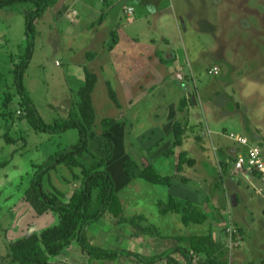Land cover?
<instances>
[{
  "label": "rangeland",
  "instance_id": "rangeland-1",
  "mask_svg": "<svg viewBox=\"0 0 264 264\" xmlns=\"http://www.w3.org/2000/svg\"><path fill=\"white\" fill-rule=\"evenodd\" d=\"M65 1L67 3H64L63 7L59 5L56 9L52 8L50 11L47 9L35 23L33 54L24 77L25 88L46 123L65 117L68 108L77 101V95L70 92L73 89L77 90L84 81L81 68L83 65L74 61L81 62L83 59L81 54L91 50L98 53L95 60L103 63L101 61L104 59V49L99 46L104 39H101L99 45L97 39L91 43L86 41L89 34L94 36L97 30L102 35L109 27V22L104 18V22L94 25L87 33L86 30L81 29L82 24L75 21L73 10L77 8V1ZM178 1L184 11L189 12L190 9L195 11L190 12L189 17L192 21L188 25L187 32L183 30L184 24L180 20V13L178 12L176 16L173 14L175 0H160L161 8L166 9L161 16L170 19L169 22L164 21L163 27L160 25L159 17L148 11L150 4L135 2L137 7L133 17L142 15L143 18L129 24L126 29L128 33L152 34L156 39L158 35L168 34L171 45L179 46L181 50H183L182 44L185 45L200 77L193 84L190 83V86L181 84L178 87L182 94L187 92V97H183L181 101L178 100L180 95L171 100H162L168 92L164 93L163 97H159L161 93L156 90L150 92L151 88L148 92L149 99H142V105H139L141 102L133 103V107L135 106L133 109H139L138 116L133 121L136 129L133 128L134 126L130 128L128 123L111 127L115 147L112 158L106 163V168L114 180L116 193L122 203L120 213L122 216L148 212L154 205L162 207L155 200L161 199L160 201L165 202L166 193L170 190L164 185L153 184L139 178L129 180L122 168L123 161L128 157L137 160L141 165L151 162L154 170L161 175L184 172V176L196 180L199 185L193 190H197L195 200L199 206L205 202V190L212 196V201H218L220 190L227 184L226 175L229 174L230 177L234 175L231 169L232 162L229 159L234 151L229 153L228 150L231 147L236 149L238 143L229 137V134L245 136L251 143L264 148V125H262L264 124V0ZM31 6L29 2H19L0 8V91L5 86H10L14 90L9 58L16 59L24 51V13ZM117 8L121 20L126 22L128 20L126 16L131 15L126 11L127 6L122 11L124 2H121L112 9L117 10ZM99 15L100 13L94 20ZM180 36H183L181 38L183 42ZM66 44L75 51H68ZM210 52L213 59L217 56L214 55L216 52L220 56L222 54L227 56V60L217 57L220 68L213 65L218 68L217 74L208 72L212 66L203 67L211 58ZM204 53H208V56L205 57ZM96 61L87 58L86 65L98 77L94 92L95 122L98 129L100 119L112 116L116 108L109 100L104 80L99 77L101 71L97 70L99 66L95 67ZM180 76L179 79H183L182 73ZM104 79L106 80V76ZM114 88L117 92V88ZM143 93L141 88L135 99L141 98ZM156 95L159 99L153 97ZM69 100L73 102L70 103ZM164 102L169 106L161 108V103ZM17 105L14 97L8 109L14 110ZM178 105L180 108H177ZM169 108L170 111L172 108L174 110L166 114L170 113L173 121L177 120L185 125L182 142L176 146L172 145V134H168L169 125L160 126L154 134H148L149 125L154 123L151 122L150 114L154 112L162 114L163 110L167 111ZM259 115L262 119H259ZM138 128L143 131H136ZM128 129L129 135L126 134ZM5 132L12 141L5 140L3 136ZM157 138L158 140L161 138V145L152 148L151 154L148 155L146 147ZM77 140L76 128H68L62 132L37 131L31 127L26 118L20 119L15 115L14 117L12 115V118H0V162L5 161V165L0 167V264L8 262L10 240L55 222L56 218L50 211L38 214L32 204L24 199V192L30 186L39 164L44 163L49 155L76 143ZM126 140H129L130 146L127 145ZM181 151L185 152V159L180 169H177ZM222 158L228 160L225 166L220 163ZM73 171L78 172V169ZM72 173L62 164L58 165L56 169L45 174L43 186L52 192L56 188L67 197L78 184L72 178ZM237 177L241 184L238 189L248 196L239 201L236 208L231 207L229 212L227 207L224 208L225 211L218 209L210 211L207 213L208 218L201 224L192 225V222L184 224L180 218L181 233L184 236L188 235L192 232L191 228L196 229L194 232L198 230L204 232L210 220L212 227L216 229L213 231L210 228V231L217 242L215 248L207 246L210 256L219 257L222 261L220 264H264V183L246 173H239ZM215 182H220L222 185L216 186ZM202 184L205 186L204 189L199 188ZM176 186H182V182ZM186 188L187 186L178 190L173 188L170 191L184 196L188 195ZM193 193L194 191H191V194ZM200 209L203 212L208 211L201 207ZM178 216L174 214V218ZM118 218L119 216L114 217L109 212L105 213L90 225L87 230V240L92 245L104 248L134 250L143 257L156 251L153 248L154 240L158 238H151L150 247L144 242L147 236L152 234L156 236L153 228H147L149 225L142 224L138 216L131 222L119 221ZM236 218L241 220L236 223L243 228L242 234L233 222ZM229 221L232 222V225H229L237 230V233L231 235L232 241L229 240V233L226 232ZM166 239L172 241V238ZM218 242L221 246H218ZM166 245L167 243L163 247ZM172 256L180 257V254L173 252L170 257ZM180 260L182 263L181 257ZM136 261L140 262L134 255H123L115 259L90 257L74 240L64 251L49 257L48 264H135ZM153 264L159 263L155 261Z\"/></svg>",
  "mask_w": 264,
  "mask_h": 264
},
{
  "label": "trees",
  "instance_id": "trees-1",
  "mask_svg": "<svg viewBox=\"0 0 264 264\" xmlns=\"http://www.w3.org/2000/svg\"><path fill=\"white\" fill-rule=\"evenodd\" d=\"M19 2H29L32 6L28 7L24 13V51L16 59L9 58L14 90L10 86H5L0 91V118H12V115L20 119L26 118L31 127L37 131L62 132L68 128H76L78 140L76 143L49 155L44 163L38 165L30 186L24 192V199L32 204L38 214L50 211L56 220L45 228L10 240L7 264H48L49 257L64 251L74 240L82 251L90 257L99 259H115L123 255H134L140 262L153 263L163 259L169 261L170 255L177 252L183 257L185 264H220L222 261L219 257L208 254L207 246L209 248L217 246L216 240L210 234L191 236L189 247L174 245L158 254L145 257L130 249L104 248L92 245L87 240L86 235L90 225L107 212L114 217L119 216V221L130 220L131 222L134 220V217L127 220L120 214L122 203L116 193L114 180L106 168L107 161L113 156L115 146L110 129L114 124L120 126L122 120L105 116L100 119L97 129L91 96L96 82V74L86 67H84V81L76 90L77 101L68 108L65 117L55 119L52 123H46L42 119L25 88L24 77L33 54L36 36L35 23L48 8L55 7L58 0H0V8ZM103 20L104 12L102 11L91 25L100 24ZM110 37L109 47L111 48L117 42L114 30L110 31ZM107 91L112 102L120 108L121 104L110 82H107ZM14 97H16L18 105L14 110H9L8 106L13 102ZM171 126L172 145H180L185 125L179 121H173ZM3 136L7 142L12 141L7 132ZM178 157L176 166L177 169H180L181 163L185 159V152L181 151ZM229 159L231 162L233 161L232 156H229ZM227 161L226 158H222L220 163L225 166ZM61 164L73 172L72 178L78 183L67 197L56 188L52 192L43 186L45 174ZM3 165H5V161L0 162V167ZM122 168L129 180L139 178L153 184L166 186H171L173 181H180L195 187L199 185L196 180L179 172L161 175L154 170L151 162L141 165L131 157L123 161ZM74 169H78V172H74ZM218 184L219 182H216L215 185ZM157 203L162 205L159 209L163 213L178 212L184 224L191 222L200 224L206 217L197 204L188 199L178 198L171 193L168 194L165 202L158 200ZM218 244L221 246V243L218 242ZM203 254L205 255L203 256Z\"/></svg>",
  "mask_w": 264,
  "mask_h": 264
},
{
  "label": "crops",
  "instance_id": "crops-1",
  "mask_svg": "<svg viewBox=\"0 0 264 264\" xmlns=\"http://www.w3.org/2000/svg\"><path fill=\"white\" fill-rule=\"evenodd\" d=\"M76 1H77L76 2L77 8L73 10L74 15L76 16L75 21H77V23H81L82 27H83L81 29L86 30L87 33H89L91 31L92 27H94L91 25V23L94 20V18L97 16L98 13H101L103 11L104 12V18H106V21L109 22L108 29L106 31H104V33L102 35L99 31L97 32V30H96L95 35L93 36V35L89 34V37L87 38V41H86L87 43H91L93 40L97 39L98 45H99V42L101 41V39H104L103 43L99 46L101 49L102 48L104 49V50L102 49L104 59L101 61L103 63H99V61H96L97 57H98V53L93 52L91 50H88L87 52H85V54H84V52L81 54V57L83 58V59H81L82 60L81 62H78L77 60L74 61V59H72V61H74V63L75 62L82 63L81 65H83V66L81 68H82L83 79H84V67H86L88 70L94 72L92 69L88 68V66L86 65L87 64V58L91 59V61H96L95 67L99 66V69H97V70H98V72L101 71V74L99 77H101L104 80V83L106 85L107 95H108L107 82L111 83V81H112V83H111L112 87L117 88V92H116L115 88H114V90H115L116 95L118 97V101L119 102L121 101L124 105L121 104V102H120L121 107L118 108L112 102V100L109 98L111 103L116 108V110H113V115L109 116V117L120 118V120H123L122 124L128 123L130 128H131V126L132 127L134 126L133 128H135L133 121H134V119L137 118V116H138L137 113L139 112V109L134 110L133 108L135 106L133 107V103L141 102V101H143L142 99H144V98L149 99L148 92L151 88L152 89L150 90V92H152L153 90H156L157 92L161 93V95H159V97L160 96L163 97L164 93L168 92L165 94V97H163L162 100H168V99L171 100L174 97L180 95L178 100L181 101V99L183 97H187V92L185 91L182 94L181 92H179L178 87H180L181 84H184V85L188 84L190 86V83L193 84L198 79V77H200V76L198 75V73H196V71L198 72V69L195 67V64H194L192 57L190 56L188 51L185 49V45H183L181 43L182 44L181 48L183 50H181L179 46L171 45L170 41L168 40L169 39L168 34L158 35V37H157L158 39H156L155 37H153L152 34L147 35L145 32L140 34V33H136V32H131V33L129 32L128 33L126 31L129 24H131V23L133 24L136 21H140V19L143 18L142 15H138L137 17H133L135 15V10L137 7L134 4L135 2L136 3L137 2L142 3V4H150L148 11L152 15H157L159 17V19H160L159 22H160V25L162 27H163V23L165 20L167 22H169V20H170L169 17L166 18L165 16H161V14L166 9L161 8L162 6L160 5L161 4L160 0H76ZM175 1H176V3L173 5V10H174L173 14H175V16H176V14L178 12L180 13V20H181L182 24H184L183 30H184V32H187L189 30L188 25H190V21H192V19L189 17L190 12H195V11L193 9H190L189 12H186L182 9L180 2L178 0H175ZM121 2H124V8L122 9V11L125 9L126 6L127 7L128 6L133 7V13L131 14L132 16L131 15L126 16L128 18V20L126 22H123L121 20L120 14H119V8H117V10H114L115 8L112 9L115 6H119L121 4ZM64 3L66 4L67 1L58 0L57 5H55V7H53V9L58 8L59 5L63 7ZM153 6H156V8H154ZM101 7H103V8H101ZM164 8H165V6H164ZM48 9L50 11V9H52V7L48 8ZM62 13H63V11H62ZM180 20H179V22H180ZM102 22H104V21H102ZM87 27H88V29H85ZM111 30H114L116 32L117 42L115 44H113L112 47L110 48L109 43L111 42V40H109V39H111V37L109 35H110ZM103 36H104V38H103ZM105 37H107V38H105ZM181 38H183V36H180V39ZM181 41L183 42L182 39H181ZM66 49L68 51H71V52L75 51L74 48L68 46L67 44H66ZM91 53H93L94 55L89 56V54H91ZM214 55H217V56L213 59L212 58V52H210L209 56L211 58H209V60L205 63V65L203 67L209 68L210 66L217 65L220 68L219 61H217L218 56H219L218 58H220L222 60H227L226 55L223 56V54H222V56H220V55H218V52H216V54H214ZM84 56H85V58H84ZM204 56L205 57L208 56V53H204ZM72 61H70V63ZM104 72L106 75L104 74ZM220 72H221V70H220ZM177 73H179V74L182 73L183 79H179V77H177ZM104 76H106V80L104 79ZM80 77L82 78V76H80ZM96 81H98L97 75H96ZM96 85H97V83L95 82V85H94V88H93L92 94H91L94 109L96 108L95 102H94V92L96 89ZM189 86H188V89H189ZM131 88H133V90H131ZM136 88H138V89H136ZM141 88L144 92L142 97L135 99V96H137L140 93ZM72 92H74L76 94V89L71 90L70 93H72ZM119 94H121L122 97L119 98ZM166 95H168V96H166ZM153 97H156V99H159V98H157V95L153 96ZM69 102L71 103L73 101L69 100ZM142 104H143V102L139 103V105H142ZM161 104H162L161 108H165V107L169 106V104H168V106L166 105V102L161 103ZM177 108H180V106L178 105ZM172 110H174V108H172L171 111ZM168 111H170V108L167 111L163 110L162 114L159 112H154V113H152V115L150 114L151 122H154V123H151L149 125L148 134L149 133L154 134V132L156 130H158L160 128V126H163V125H165V126L169 125L170 129L168 131V134L171 133V127H172L171 122L173 121V119H171L170 113L166 114ZM258 117H260L259 119H262L261 115H259ZM125 120H126V122H124ZM175 121H177V120H175ZM114 125H116V124H114ZM257 125H260V124H257ZM262 125H264V124H262ZM138 130H141V129L138 128L136 131H138ZM141 131H143V130H141ZM141 131H139V133ZM126 134L127 135L130 134L129 129L126 131ZM161 138L159 140L157 138V140L155 142H152L151 144H149L146 147V150L149 152L148 155L151 154L152 148H154L155 146L161 145L160 144ZM126 143H127V145L130 146L129 140H126ZM212 145H215V144H212ZM259 147L261 148V150L264 154V148L261 146H259ZM235 150L241 151V150H243V148L239 144H238V147L236 145V149L234 147L229 148V150H228L229 153H230V151L231 152L234 151L232 155L230 154V156L234 157L235 152H236ZM231 169L233 172V164L231 166ZM229 173H230V171H229ZM239 173H242V172H234L233 177L232 176L230 177L229 174L226 175L227 179L225 181L227 182V184H225V186L223 185L222 190H220V192H221L220 197L217 196L218 201H215V202H214V200L212 201L211 200L212 196L208 195V192L205 190V193H204L205 202L203 205H201V204L199 205V208L201 207L205 211L208 210L207 212H204L206 217L203 220V222L206 220V218H208L207 213H209L210 211H216V209H218L220 211H225L224 208L226 209V207H227L228 208L227 211L229 212L231 207L236 208L237 205L239 204V201L244 200L248 196V194L246 196L245 192L241 193L240 189H238V187L241 185V184H239L240 181H239V178L237 177V176H239ZM182 174L184 175V172ZM250 176L256 180H259V178L257 177L256 174H252ZM173 182L178 184V185H179V183H181L180 181H173ZM215 184H216V182H215ZM219 184H220V182H219ZM172 185L171 186L164 185V186H166L170 190H173V188L178 190V188H180V187L182 188L184 186H187L186 190L188 192L187 193L188 195L181 196L178 193L171 192L169 190L168 193H166V199L168 197V194L171 193L172 195H174L176 197L181 196L178 198H182V199H187V197L189 196L188 200H190L191 202H193L195 204H198V203H196V200H195V195H197L196 194L197 190H193V188L195 186L185 184V183H182V186H176V187L174 184H172ZM220 185H222V184H220ZM204 187H205L204 184H202L199 188L204 189ZM190 190L194 191V193L191 194ZM232 195H235L236 203L234 206L231 205ZM159 200H161V199H159ZM155 202H158V201L155 200ZM174 214H178L179 216L174 218ZM137 216H138L139 221L142 224L149 225L147 228H153L154 229V235H156V236H153V234H152L151 236L150 235L147 236L146 240L144 241L145 245L150 247L151 238H158V239L154 240V246L155 247H153V248L156 251L149 253L148 256L158 254V253L162 252L163 250H165L166 248H168L170 246H174V245L189 247V243L192 240L191 236L210 234L213 238L214 236H213V234H211L210 228L213 231H216V229L214 230V228L212 227V224H211L212 222L209 220L208 227L204 230V232L200 231V230H198V232H194L196 229L191 228L192 232H190L188 235L184 236V234L181 233V226H180V222H181L180 218L181 217H180V214L178 212H173V211H168V212L163 213L160 211L159 207H157L155 205L148 212H138L137 214H132L129 216L124 215V217L127 218V220L131 217H137ZM229 218H231V217L229 216ZM236 221L240 222L241 220L236 218L235 221L233 220V222H234V224H236L238 226V228L240 229V232L242 234V232L244 230L241 226L238 225V223H236ZM125 222H127V221H125ZM192 225H195V223H192ZM162 231L165 233H163ZM130 232H131V234H133L132 230ZM166 238H172V241H170L169 239H166ZM165 243H167V245H166V247H163ZM224 246H226V245H224ZM180 257L183 259V257L181 255H180ZM180 257L179 256H172V257H170L169 261L167 259H163V260L156 261V262H158L159 264H185L184 259L182 260V263L180 262L181 261ZM134 263L135 264H138V263H140V264H153L154 262L153 263H144V262H137L136 261Z\"/></svg>",
  "mask_w": 264,
  "mask_h": 264
},
{
  "label": "built area",
  "instance_id": "built-area-1",
  "mask_svg": "<svg viewBox=\"0 0 264 264\" xmlns=\"http://www.w3.org/2000/svg\"><path fill=\"white\" fill-rule=\"evenodd\" d=\"M128 14L133 13V7L128 6L126 8ZM211 74H217L218 68L216 66L210 67L208 70ZM177 77H181L179 73H177ZM19 113V111H17ZM236 143H238L243 150H239L235 152L233 157V171L234 172H242L249 175L256 174L261 182L264 183V154L261 148L254 143H251L245 136L239 134H229ZM232 222L229 221L227 224L226 232L229 233V240L232 241L231 235L236 232L232 227ZM231 224V225H229ZM235 243V242H234ZM231 244V243H230Z\"/></svg>",
  "mask_w": 264,
  "mask_h": 264
},
{
  "label": "water",
  "instance_id": "water-1",
  "mask_svg": "<svg viewBox=\"0 0 264 264\" xmlns=\"http://www.w3.org/2000/svg\"><path fill=\"white\" fill-rule=\"evenodd\" d=\"M235 203H236V201H235V195H232V197H231V205L234 206Z\"/></svg>",
  "mask_w": 264,
  "mask_h": 264
}]
</instances>
